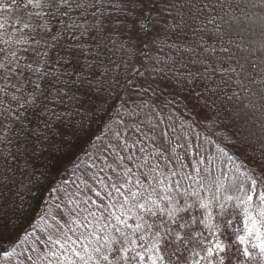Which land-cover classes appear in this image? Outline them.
Here are the masks:
<instances>
[{
  "label": "snow or ice",
  "instance_id": "obj_1",
  "mask_svg": "<svg viewBox=\"0 0 264 264\" xmlns=\"http://www.w3.org/2000/svg\"><path fill=\"white\" fill-rule=\"evenodd\" d=\"M232 8L0 0V264L40 244L53 264H264V39L246 46ZM193 131L214 154L186 172ZM70 157L86 231L11 239Z\"/></svg>",
  "mask_w": 264,
  "mask_h": 264
},
{
  "label": "trees",
  "instance_id": "obj_2",
  "mask_svg": "<svg viewBox=\"0 0 264 264\" xmlns=\"http://www.w3.org/2000/svg\"><path fill=\"white\" fill-rule=\"evenodd\" d=\"M227 3L232 4V12L235 13L236 16H241L242 13L240 10L236 8V5L238 4L240 6V9H243L245 12H247L248 16L251 17V20H245L244 22L240 24H236L233 22V27L236 32L242 36L243 43L247 46L250 43H254L257 47L259 46V42L264 39V37L261 36V31H260V21L257 19L258 17L264 16V7L261 6V0H227ZM255 4L257 5L256 7H252V5ZM228 19V17H226ZM251 35L256 36L258 39L257 40H251L250 38ZM257 55H259L257 53ZM189 142L192 144V147L188 151L187 157H184L183 155V150H178L180 152V155L182 157L180 162H177L176 166L179 167V163H183L186 165V167L183 169L186 172H191V168L187 167V165L194 164L197 159H200L202 156L203 157H209L214 154V145H208L204 144L203 138L201 135L200 139H197L196 132L193 131L192 134L188 137ZM202 145V147H200ZM85 147H88L87 144H82L79 146L80 149H83ZM90 150V148H89ZM199 153V155L197 154ZM62 167H67V168H72V163H71V157L69 160L65 162V164ZM201 167H207L210 169V173H205L204 175L208 176L209 179L218 176L220 174V171L223 170L221 169V164L219 160H216L215 163L211 165H201ZM66 173H64L65 175ZM63 177H57V179H62ZM193 175H195L193 173ZM227 183V181H225ZM209 187H212V185H209ZM52 193V192H51ZM51 193L45 192L43 194L44 199L47 200L49 198V195ZM207 194V193H205ZM91 194H86L84 197L87 199V197ZM43 205L44 203L41 202L34 206L33 209L29 210L27 215L22 218V221L20 223L19 229L17 232L13 233L11 236V239L15 240L16 235L18 234L20 237L24 236V230L31 231L32 227L35 225L37 220L42 216L43 214ZM84 209H89V210H94L89 207L88 204H82L80 210L82 211V216L83 218L87 215V212L84 211ZM83 221V220H81ZM80 221V222H81ZM76 233H80L83 231H86V229L81 225L80 227H75L73 228ZM70 235L72 233H69ZM75 238V237H74Z\"/></svg>",
  "mask_w": 264,
  "mask_h": 264
},
{
  "label": "rangeland",
  "instance_id": "obj_3",
  "mask_svg": "<svg viewBox=\"0 0 264 264\" xmlns=\"http://www.w3.org/2000/svg\"><path fill=\"white\" fill-rule=\"evenodd\" d=\"M251 37V40L258 39L254 35H251ZM89 151L92 150L90 149ZM85 160L87 161V158H85ZM71 169L72 168H70L64 175V178H62L66 179L67 183H61L59 185V191H54L49 195V198L46 200L47 203L43 205L42 216L37 220L34 227H32L29 232H36L37 235H42L46 239L49 232L67 231L68 228L76 227V225L72 223L73 220H77L78 224L83 220L80 208L85 200L84 196L87 193H91L84 187V184H82L79 179V177L83 175L81 169H77L75 173L71 171ZM93 171H95V169H93ZM89 183H91V181H89ZM57 222L64 227L62 229H57ZM23 237H21V239H23ZM22 247L27 246L22 245ZM46 252L49 253L47 257H45ZM24 255H31L33 259L36 260V264H53L55 260V258L51 257L49 248L45 247L43 244L38 245L35 252L25 251ZM41 257H43V259H41Z\"/></svg>",
  "mask_w": 264,
  "mask_h": 264
}]
</instances>
